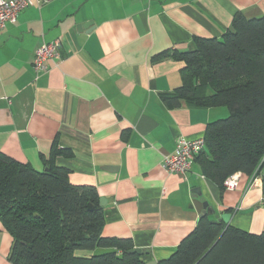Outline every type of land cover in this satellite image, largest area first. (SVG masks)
Masks as SVG:
<instances>
[{
	"label": "crops",
	"instance_id": "obj_1",
	"mask_svg": "<svg viewBox=\"0 0 264 264\" xmlns=\"http://www.w3.org/2000/svg\"><path fill=\"white\" fill-rule=\"evenodd\" d=\"M236 12L264 15V0H46L21 10L0 30V152L42 170L53 144L70 149L55 163L72 183L95 186L103 234L150 249L146 261L168 257L194 228L196 187L225 223L263 232L264 167L254 179L239 172L238 186L220 193L197 163L186 175L161 166L179 136L203 137L225 113L165 105L181 84L173 53L196 36L220 38ZM87 21L91 31L77 29ZM54 41L57 56L35 77V50ZM11 241L0 221V264H12Z\"/></svg>",
	"mask_w": 264,
	"mask_h": 264
},
{
	"label": "trees",
	"instance_id": "obj_2",
	"mask_svg": "<svg viewBox=\"0 0 264 264\" xmlns=\"http://www.w3.org/2000/svg\"><path fill=\"white\" fill-rule=\"evenodd\" d=\"M161 57L168 56L162 51ZM182 61L181 84L165 93L167 107H226L206 124L194 163L217 184L235 172L250 179L264 167V15H233L216 37H194L173 53ZM68 148L53 144L35 169L0 152V221L11 236L12 264H146L129 237L103 234L104 215L94 185L69 180L58 165ZM264 194V175L262 176ZM92 206V209L89 207ZM213 215L200 217L174 251L156 264H264V231L247 232Z\"/></svg>",
	"mask_w": 264,
	"mask_h": 264
},
{
	"label": "built area",
	"instance_id": "obj_3",
	"mask_svg": "<svg viewBox=\"0 0 264 264\" xmlns=\"http://www.w3.org/2000/svg\"><path fill=\"white\" fill-rule=\"evenodd\" d=\"M39 0H0V30L7 24L14 23L17 13L34 5ZM59 45L56 41L44 43L38 47L34 54L33 65L35 77L47 69V62L54 59L58 54ZM204 145V138L188 139L179 136L176 139L174 151L165 154L162 159V168L167 173H178L185 175L190 171L197 153ZM239 174L234 173L225 178L223 185L228 190H233L238 185Z\"/></svg>",
	"mask_w": 264,
	"mask_h": 264
},
{
	"label": "water",
	"instance_id": "obj_4",
	"mask_svg": "<svg viewBox=\"0 0 264 264\" xmlns=\"http://www.w3.org/2000/svg\"><path fill=\"white\" fill-rule=\"evenodd\" d=\"M81 28H83L86 32H89L94 28V24L92 21H87L77 26V29L80 31H81ZM103 168L110 169L112 167L105 166ZM192 193L195 198H199V201L202 202V210H201V213L199 214V218L204 215H213L215 218H218V214L215 213V209L213 208V206L208 203V201L205 199L204 196L201 195L200 188L198 187L193 188ZM100 205H102L101 201H100ZM89 207L92 209V206L89 205ZM133 251L138 254H148L150 252V249L135 248ZM146 264H156V261L155 260L147 261Z\"/></svg>",
	"mask_w": 264,
	"mask_h": 264
},
{
	"label": "rangeland",
	"instance_id": "obj_5",
	"mask_svg": "<svg viewBox=\"0 0 264 264\" xmlns=\"http://www.w3.org/2000/svg\"><path fill=\"white\" fill-rule=\"evenodd\" d=\"M46 0H39L37 3H35L34 5H41L42 3H44ZM34 5H32V6H34ZM30 7V6H29ZM33 60H34V57L32 58V69H33V71H34V69H36L37 68V66L36 65H33ZM222 109H224V110H222V111H225V113H223V115H221V118H225V117H227L228 116V114H229V111H228V109L226 108V107H222ZM161 166H162V162H161ZM165 171V170H164ZM235 173H238L239 174V172H235ZM232 174H234V173H232ZM186 175V174H185ZM228 177V176H227ZM226 177V178H227ZM255 177H257V176H254L252 179H254ZM225 180V179H224ZM224 182V181H223ZM238 186V185H237ZM236 186V187H237ZM235 187V188H236ZM224 188H225V186H224ZM225 190H228V189H226L225 188ZM234 190V189H233ZM146 255V254H145Z\"/></svg>",
	"mask_w": 264,
	"mask_h": 264
},
{
	"label": "bare ground",
	"instance_id": "obj_6",
	"mask_svg": "<svg viewBox=\"0 0 264 264\" xmlns=\"http://www.w3.org/2000/svg\"><path fill=\"white\" fill-rule=\"evenodd\" d=\"M18 13H19V12H18ZM18 13H17V14H18ZM43 44H44V43H43ZM40 46H41V45H40ZM37 49H38V48H37ZM37 49H36V50H37ZM36 50H35V51H36ZM34 54H35V52H34ZM34 74H35V73H34ZM39 74H40V73H39ZM39 74H38V75H39ZM193 164H194V162H193ZM193 164H192V166H193ZM191 168H192V167H191ZM190 170H191V169H190Z\"/></svg>",
	"mask_w": 264,
	"mask_h": 264
}]
</instances>
